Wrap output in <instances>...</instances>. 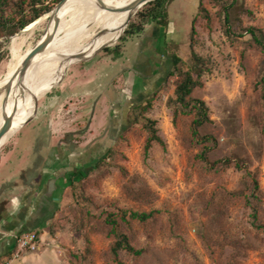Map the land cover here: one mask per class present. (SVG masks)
<instances>
[{
	"label": "rangeland",
	"instance_id": "rangeland-1",
	"mask_svg": "<svg viewBox=\"0 0 264 264\" xmlns=\"http://www.w3.org/2000/svg\"><path fill=\"white\" fill-rule=\"evenodd\" d=\"M76 1L80 0H67L63 5ZM201 5L209 12V23ZM221 7L215 0H167V27L164 33L161 30L156 49L165 59L152 74L150 68L140 69L149 75L145 82L140 71L131 67L139 64L135 65L136 57L147 51L150 42L141 38L143 32L125 35L130 23L127 25V18L107 47L55 69L43 94L26 101L21 123V106L11 114L10 131L20 125L0 146V183L5 175L30 163L37 150L50 148L54 153L61 149L76 155L68 162L73 166L64 180L65 192L47 238L61 264H113L109 248L115 237L105 217L106 211L117 209L155 211L145 222L121 224L132 244L144 250L141 256L124 252L126 264H264V232L254 225L247 203L251 193L247 186L252 182L246 170L237 166L239 162L259 180L260 192L254 202L258 220L264 224V101L260 85L264 49L245 31L252 26L264 31V0H234L228 6L230 25ZM47 14L30 28L0 38V110L20 89L23 75L17 74L44 34L50 18ZM80 16L74 15L73 28L80 25ZM226 24L232 35L227 34ZM154 25L157 23L150 22L147 27ZM193 26L196 50L211 69L202 77L203 86L193 91L194 97L207 103L212 119L200 132L217 139L208 154L209 162L231 159L230 165L218 162L215 168L204 167L196 158L200 146L191 135L193 116L181 115L174 121L167 105L174 92L172 78L165 85L173 66L168 56L177 53L183 67L191 65ZM105 32L100 28L94 33L88 27L75 47H87ZM64 37L66 42L60 45L68 43L65 32L60 35ZM60 41H52L51 52ZM165 41L174 44L169 48ZM114 48L121 54L117 56L111 50ZM51 62L40 68L38 77ZM15 77L18 80L9 91L3 90ZM149 98L153 102L146 115L157 121L165 145L155 143L146 153L147 130L142 121L134 122L131 111ZM50 118L56 123L53 128ZM111 148L114 159L107 158L98 167L97 161ZM142 187L145 189L140 190ZM91 202L94 207L89 206Z\"/></svg>",
	"mask_w": 264,
	"mask_h": 264
},
{
	"label": "trees",
	"instance_id": "trees-1",
	"mask_svg": "<svg viewBox=\"0 0 264 264\" xmlns=\"http://www.w3.org/2000/svg\"><path fill=\"white\" fill-rule=\"evenodd\" d=\"M61 0H0V38L2 36L10 37L14 33L27 27L41 16L51 12L56 4ZM167 0H153L141 7L137 13L130 19V23L125 31V35H133L141 33L145 26L150 22H156L162 27H167ZM217 3H221V10L226 18V23H229L230 14L228 12V6L233 4L234 0H215ZM200 11L204 15L207 23H209L211 17L209 12L203 5L200 6ZM226 32L228 35H232L230 30L231 26H227ZM246 32H249L253 40L259 47L264 49V31L256 27H247ZM195 27H192L190 52L192 57V63L188 67H183L184 61L177 54L172 53L171 58L173 62L172 69L166 79L165 85L168 79L174 82V92L169 96L167 105L172 110L173 119H177L181 115H192L190 130L193 139L200 146V151L196 158L202 162L204 167L215 168L218 162H226L225 165L232 164L231 159H225L210 163L208 154L214 149L217 144V139L212 134H202L200 128L212 121L209 113L210 108L203 99H199L193 96V91L197 87L203 86L202 77L206 72L211 69L208 66L207 60L197 50L194 42ZM108 50V49H107ZM117 53V56L121 54L119 48L111 49ZM261 96L264 101V75L260 80ZM153 99L149 98L145 104H138L132 109V115L134 116V122H143V126L147 130L148 137L145 143V152L154 146L155 143L165 145L163 138L159 135L157 128V121L148 117L146 113L152 106ZM113 149H108L107 155L100 158L96 165L99 167L106 159H114ZM237 166L246 170L245 175L251 179L252 185L249 187L251 190L250 196H248L247 203L252 209L251 215L253 217V223L258 229H262L264 232V224L258 220V209L254 202V199L258 198L260 192V183L257 177L248 168L242 167L237 162ZM248 184V183H247ZM142 187L140 190H144ZM135 190V189H132ZM131 190V191H132ZM137 192V191H136ZM140 193V192H139ZM82 194V193H81ZM83 198L86 196L81 195ZM253 197V199H251ZM90 202L89 199H87ZM89 206L94 207L91 202ZM91 207V208H92ZM155 211H138L132 209H117L116 211H106L105 223L111 226V232L114 235V240L110 244V254L112 256L113 264H126L123 260L124 252H127L134 256H141L144 252L143 249H137L131 241L127 232L121 230V224L125 223L131 225L132 221L138 220L145 222L149 218L154 216ZM79 259V256H75Z\"/></svg>",
	"mask_w": 264,
	"mask_h": 264
},
{
	"label": "crops",
	"instance_id": "crops-1",
	"mask_svg": "<svg viewBox=\"0 0 264 264\" xmlns=\"http://www.w3.org/2000/svg\"><path fill=\"white\" fill-rule=\"evenodd\" d=\"M162 29L164 33L165 27L158 24L145 26L141 38L149 39L150 44L147 51L144 49L136 57L135 65L139 61L137 66L140 68L137 66L131 68L138 71L150 68L152 74L161 67L165 57L156 49L159 46V40L162 39ZM167 34L165 36H168ZM155 40L156 43H154ZM166 43L169 48L174 44L165 41V45ZM168 58L172 59L170 55ZM140 73L145 82V77L149 75L145 71ZM70 99H72L71 96ZM51 124L52 128L56 125L52 119ZM58 150L54 153H51L50 148L37 150L30 163L2 178L0 183V264L14 249L16 236L28 231L38 233L41 239L40 249L35 252H24L15 264H61L57 250L47 245L49 242L47 238L51 237L49 227L57 214L65 192L64 180L73 166L69 167L68 162L69 164L73 162L76 155L71 156L61 149ZM52 179L55 180L53 187L50 186Z\"/></svg>",
	"mask_w": 264,
	"mask_h": 264
},
{
	"label": "bare ground",
	"instance_id": "bare-ground-1",
	"mask_svg": "<svg viewBox=\"0 0 264 264\" xmlns=\"http://www.w3.org/2000/svg\"><path fill=\"white\" fill-rule=\"evenodd\" d=\"M133 1L135 0H80L63 5L58 12L59 26L54 37V39L59 38V40H61L57 49L51 52L55 45H52L51 42L46 50L34 58L28 70L19 80L20 89L9 99L8 102H6L7 104L4 107L2 106L3 108L1 107L0 129L4 124L6 117L5 113L9 112L8 115H10L20 106V123L22 122L27 109L26 101L43 94V90L49 85L50 75L55 69L79 58L96 53L99 49L111 44L118 37L120 26L124 24L125 20L129 18L132 13L129 9V5ZM112 11H116V13L111 15ZM74 15H81L80 17L82 18L80 20V25L73 28L71 24L73 23ZM68 17H70L69 22H64ZM53 24L54 21L49 25L50 29H52ZM68 25L69 30L67 31ZM88 27L92 29L94 33L100 28H103L107 32L101 35L97 34V39L87 47L76 48L75 43ZM63 32L67 35L66 39L68 43L60 45L62 41L66 42L65 37L60 38V35ZM92 35L94 36V34ZM49 61H52L49 63L51 64L50 67L44 74L38 77L40 68L45 66ZM13 69L14 67L10 70ZM16 80H18L17 77L9 82L11 86L15 84ZM6 88L7 85L3 87V90H6ZM15 129L6 135V137L0 142V146L7 143L14 136Z\"/></svg>",
	"mask_w": 264,
	"mask_h": 264
},
{
	"label": "water",
	"instance_id": "water-1",
	"mask_svg": "<svg viewBox=\"0 0 264 264\" xmlns=\"http://www.w3.org/2000/svg\"><path fill=\"white\" fill-rule=\"evenodd\" d=\"M66 1L67 0H61V1H59L56 4V6L54 7V9L47 14L50 18H49L48 25H47V27L45 29V32L40 37V39L37 41V43L27 53V55L24 58V61L22 63V66H21V68H20V70H19V72H18L17 75H20L21 76V75L25 74V72L28 70L29 66L32 64L34 58L38 54H40L44 50H46L48 48V46L51 44V42L53 41V39H54V37L56 35V32H57L58 26H59L58 12H59V10L61 9V7L63 6V4ZM150 1H153V0H135V1H133L129 5V9L132 11V13L130 14V16L128 18L127 25L129 23L130 19L132 18V16L137 13V11L140 9V7H142L143 5L147 4ZM52 19H54V24H53L52 29H50L49 25H50V22L52 21ZM35 23H36V21H34L33 23H31L30 25L35 24ZM30 25L27 26V27L30 28ZM101 49H103V48H101ZM101 49H99V50H101ZM84 59H87V58H82L80 60H84ZM10 86H11V84L8 83L7 84V88H6L7 91H9ZM30 119L31 118L27 119L26 122L28 120H30ZM12 127H13V117L10 114V115H7L5 117L4 124L1 127V129H0V142L2 141V139L4 138V136L12 129ZM54 181H55L54 179L51 180V182H50V186L51 187L54 186Z\"/></svg>",
	"mask_w": 264,
	"mask_h": 264
},
{
	"label": "built area",
	"instance_id": "built-area-1",
	"mask_svg": "<svg viewBox=\"0 0 264 264\" xmlns=\"http://www.w3.org/2000/svg\"><path fill=\"white\" fill-rule=\"evenodd\" d=\"M40 237L36 231H28L16 236L15 247L2 264H15L24 252H35L40 249Z\"/></svg>",
	"mask_w": 264,
	"mask_h": 264
}]
</instances>
